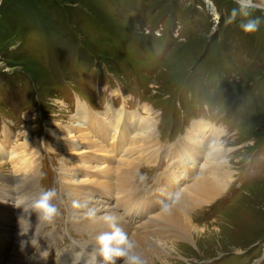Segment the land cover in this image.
<instances>
[{
	"label": "rangeland",
	"instance_id": "1",
	"mask_svg": "<svg viewBox=\"0 0 264 264\" xmlns=\"http://www.w3.org/2000/svg\"><path fill=\"white\" fill-rule=\"evenodd\" d=\"M233 9L237 15L229 22ZM248 11V17L241 15L237 0H0V141L7 131L11 147L35 143L42 199L50 190L55 193L48 201L56 208L51 218L44 219L43 212L35 216L41 220L28 254L36 261H30L41 264L48 255L44 262L58 259L74 244L88 255L93 251L96 261L100 253L71 221L90 210L94 217L109 215L111 202L105 201L111 191L101 190L104 196L99 197L87 188L75 201L73 187L67 192L60 180L68 144L52 134L57 126L77 125L78 101L99 114L108 106L140 114L147 105L164 156L194 123L224 130L217 143L229 154L220 170L231 182L192 208L191 222L203 232L157 240L158 226L150 228L148 213L131 224L126 218L132 227L125 232L131 231V238L139 231L164 249L167 254H156L155 264H264V11ZM257 17L255 31L241 29L242 22ZM69 131L76 135L66 141L72 145L80 132ZM82 147L87 146H74L69 157L81 160L86 154L74 152L81 153ZM165 157L141 165L135 179L149 194L159 191L161 200L169 174L162 182L158 176L172 165ZM5 163L0 157V187L14 177ZM98 169V163L86 162L74 170L99 184ZM191 169L195 174L180 183L182 192L198 178L202 165ZM172 198L170 193L158 208L169 207ZM27 204L36 210L35 197ZM115 210L124 217L122 208Z\"/></svg>",
	"mask_w": 264,
	"mask_h": 264
},
{
	"label": "bare ground",
	"instance_id": "2",
	"mask_svg": "<svg viewBox=\"0 0 264 264\" xmlns=\"http://www.w3.org/2000/svg\"><path fill=\"white\" fill-rule=\"evenodd\" d=\"M105 109L106 111L103 113H95L90 111L85 104L77 101V113L73 117V121L77 125L73 128L71 126V128L57 126L52 130L55 140L65 141L64 143L68 144L67 151L64 153L66 156L61 161L63 169H61L60 180L63 181V189H67V192H69V187H73L71 192H73L72 196L75 201L83 198L82 194L85 192L84 189L87 188H90L88 194L99 195V197L104 196L101 190L111 191L112 198L108 196L105 201L107 204L111 202L107 206V210H109V215L114 214L117 217L116 226L125 238L133 242L132 254L138 256L143 264H155V259L160 254H167L164 249L159 248L158 243H155L153 239L143 237L142 234H139V231L135 235L133 233L131 238L128 237L131 231L128 232V235L125 231L128 228L131 229V220L144 218L145 214L148 213L152 214V217L147 221L150 228L155 225L158 226L159 236L156 237L157 240L164 235L175 240H183L202 233V229L191 222L190 216L194 206L209 202L223 190L224 186H227L225 185L228 181L226 179L227 173L221 172L220 169L226 162L229 150L220 147L217 143L225 135V131L204 122L194 123L188 135L178 145H171L165 157L163 152L160 151L159 141L156 139L157 123L151 117V108L147 105L143 106L140 114L127 112L125 106L118 109L108 106ZM86 128L91 131V135L84 131ZM70 129L80 132L79 137L72 145L66 142L70 137L76 136L74 135L75 131H72V133L69 131ZM9 134L6 131L3 140L0 141V157L5 158V164L12 166L11 175L14 176L9 180L5 179V184L0 187V251L3 255V261H0V264H30L34 263L30 260L36 261V258L28 257L31 251V241L36 235L33 229L39 227L41 220L40 217L36 218L35 216L42 215L43 212L42 207L29 210L28 204L30 203L27 204V201L33 197L36 198L37 204L42 201L41 190L37 184L38 162L35 156L37 146L33 142L24 141L18 144L16 148L11 147V136ZM76 144L87 146L80 149L82 150L81 153L74 152V154H82V156L86 154L83 156L84 159L77 161L75 160L77 157H69L74 146H78ZM93 152L101 153L104 160L100 159L98 153H96V157L87 155ZM159 156L165 157L166 161L167 159L172 161V165L175 164L169 166L171 170L158 176L159 182H162L163 178L169 174V178L165 180V182L167 181L166 184L163 182V192L159 195L162 196V200L160 197H156L159 191L153 190L149 194L144 188L139 187L136 189L135 185L138 181L136 176H139L137 174L141 172L140 169L143 167L141 165L157 162ZM198 159H202V163H198ZM78 161L80 162L78 163ZM86 162L98 163L99 169L97 172H100L101 183L94 182L91 179V174L88 175V178L91 179V182H89L87 175L81 177L74 170L82 169L85 167ZM200 164L202 165V172H198L199 175L195 182L188 184L187 187L185 186L187 189L184 190L183 188L184 191L182 192L180 183L183 180L187 181L186 176L195 174L191 168ZM203 166H206L207 169L203 170ZM87 182L89 183L84 184ZM138 191L144 193L138 194ZM170 193L173 196L171 199L172 204L169 207L158 208L159 202H162L163 198L166 200ZM17 201L21 202L20 206H17ZM114 202L116 203L114 204ZM116 208H122L124 217L118 214ZM156 209L158 210L156 211ZM32 211L36 213L33 214ZM106 215L92 217L84 213L80 217H73L71 221L81 232L89 235L91 242L95 244L92 245L94 249L97 247L100 250L101 247L97 237L103 233H113V228L104 220ZM21 218L26 221L28 228V231L23 235L20 234L19 221ZM126 218H128L130 224H125L124 220ZM145 224L146 222L141 225L144 226ZM21 240L25 241L23 251L20 245ZM113 246L116 245L113 243ZM119 247L122 248L123 245H119ZM77 251L81 256H75L71 262L72 254ZM72 254L66 256L59 264H87L90 261L86 248L76 249L72 251ZM96 254L101 264H123L122 257H113V261H105L100 253L98 254L96 251Z\"/></svg>",
	"mask_w": 264,
	"mask_h": 264
},
{
	"label": "clouds",
	"instance_id": "3",
	"mask_svg": "<svg viewBox=\"0 0 264 264\" xmlns=\"http://www.w3.org/2000/svg\"><path fill=\"white\" fill-rule=\"evenodd\" d=\"M237 3L240 6V14L248 17L250 15L248 9H259L264 11V0H237ZM237 15L236 9L232 10L231 16L229 17V22L235 19ZM259 17L250 18L240 24V27L245 32L255 31L259 26ZM147 31V30H146ZM158 34V33H157ZM143 179V177H142ZM54 191H49L40 204L35 205L37 208H41L44 213V219H50L52 214L56 212V208L54 205L48 203L49 199L54 196ZM21 202L17 201V206H20ZM91 216H94V211L88 213ZM104 220L109 223V226L113 228V233H103L99 237H97L98 243L100 244V255L104 258L105 261H113V257H122L123 264H143L141 259L132 254V250L134 248L133 242L127 240L121 230L116 226L117 217L114 214L106 215ZM20 234L23 235L28 231L26 221L23 218L20 219ZM35 244V240L32 241ZM113 243L116 246H113ZM21 250H24L25 241H20ZM119 245H123V247H119ZM90 264H96V258L93 256Z\"/></svg>",
	"mask_w": 264,
	"mask_h": 264
},
{
	"label": "water",
	"instance_id": "4",
	"mask_svg": "<svg viewBox=\"0 0 264 264\" xmlns=\"http://www.w3.org/2000/svg\"><path fill=\"white\" fill-rule=\"evenodd\" d=\"M209 7V10H213V6H212V4H210V5H208Z\"/></svg>",
	"mask_w": 264,
	"mask_h": 264
}]
</instances>
